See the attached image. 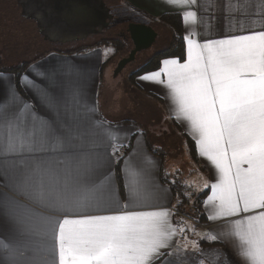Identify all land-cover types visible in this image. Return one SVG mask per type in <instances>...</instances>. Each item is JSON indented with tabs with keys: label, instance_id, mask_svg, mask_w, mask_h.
Wrapping results in <instances>:
<instances>
[{
	"label": "snow or ice",
	"instance_id": "obj_1",
	"mask_svg": "<svg viewBox=\"0 0 264 264\" xmlns=\"http://www.w3.org/2000/svg\"><path fill=\"white\" fill-rule=\"evenodd\" d=\"M163 2L177 9L200 7L199 0ZM230 4L224 5L225 35L208 32L204 42L194 38L198 12L183 11L186 28L193 26L183 37L185 62L165 59L139 79L167 90L175 118L187 123L199 155L218 173L205 207L209 221L225 224L219 236L201 238H227L240 264H264V24L248 28L247 11L238 6L237 21ZM208 8L219 5L210 0ZM258 15L264 18V10ZM28 71L54 84L58 69L50 77L35 65ZM0 79L8 81L0 103V178L44 210L0 194V222L6 226L0 264H171L165 257L180 253L173 240L185 229L173 225L174 213L164 207L168 190L133 159L141 155V130L96 119L95 105L82 103L78 88L54 95L22 74L20 86L33 90L47 109L41 115L9 77L0 73ZM133 137L136 145L125 157ZM122 159L123 203L114 167ZM192 247L199 245L193 241ZM215 255L234 264L226 253Z\"/></svg>",
	"mask_w": 264,
	"mask_h": 264
},
{
	"label": "crops",
	"instance_id": "obj_2",
	"mask_svg": "<svg viewBox=\"0 0 264 264\" xmlns=\"http://www.w3.org/2000/svg\"><path fill=\"white\" fill-rule=\"evenodd\" d=\"M125 7L129 8L132 12L138 15L139 18L143 21L142 23L148 25L151 28L153 26L165 27L161 24L155 23L153 21L157 20L159 17L169 14H179L182 18V12L185 10H195L199 14L198 24L195 27L199 35L195 36V39H198L200 42H204L208 38L207 33L211 32L216 38H220L225 35V9L224 5L226 0H215L216 4L219 5V8H212L209 10L208 4L210 0H199L200 7L190 8V9H177L174 7H169L166 5L163 0H118ZM245 9L248 13L247 16L243 17V21L248 28L255 27L256 30L260 29L261 24H264V18L258 15L262 10H264V0H231L229 7V12L231 15L236 17L237 21L241 19V12L237 11V7ZM214 13L215 19H210V14ZM255 21V24H254ZM183 31L182 37L188 34L189 29L193 26L189 25V28H186L185 23L182 18ZM211 25V27H206ZM240 24L237 22L234 25L235 29H238ZM167 30V27H165ZM156 32L155 27L153 28ZM38 30V29H37ZM157 33V32H156ZM232 34V33H228ZM97 35H89L86 38H81L76 36L74 39H58L53 38L52 40H46L42 36L43 43L48 46L41 52V55H44L42 58L31 62L30 65H35V67L41 71L45 72L46 77L52 76L51 69H58L53 80V84L49 79H41L35 75L33 72H29L28 69L30 65L25 69L23 74H28L29 78L34 80L37 84L41 85L45 90L54 95H60L62 90L71 91L74 88H78L81 92V101L88 105H95L97 112L95 115L96 119H103L107 122H110L112 125H118L121 129H133L138 128L142 132L141 138V155L139 157H134V161L143 167L149 168L152 172V179L154 183L158 184L161 188L167 189V197L164 201V207L171 209L174 213L172 216V223L174 226L179 229L180 227L175 223L174 217L178 215V211L174 206V197L173 192L167 183L163 180H167L168 183L175 182L171 170L167 169L164 165V160L158 155L153 154L148 147V144L155 150L163 149L168 153L177 152V148L183 147L185 154H188L186 142L178 135L171 127V123L176 124L183 134L188 136L195 145L197 162L194 163L195 171L194 176L198 179L201 185V192L208 191L205 199L202 204V211L206 217V221L203 224L196 225L192 221H189V224L199 227L205 234H215L219 236L220 231L223 229L225 224L224 221H209L207 219L208 209L205 207V201L208 196H211V184L217 182L218 173L215 168L207 161L206 158H203L199 155L195 140L190 135V130L188 125L184 121H177L173 114V106L171 105L170 99L167 98V90L161 85H156L152 83H147L142 81L137 77L135 79L136 86L145 94H151L156 96L160 102L163 104L164 110L158 108V106L152 100L145 97L143 94L138 93L133 90L127 83V76L121 79L119 85L116 84L118 81L117 76H114V71H112V82L109 87L106 78V73L108 67L107 56L105 55L104 48L106 47H95L90 48L86 52H78L79 49L83 47H92V45H86L90 40ZM172 36V35H171ZM169 36V37H171ZM158 38V33H157ZM157 41V39H156ZM172 38L169 39L171 44ZM73 43L75 46L71 49H62L57 48L56 46ZM169 44V46H170ZM184 44V40H183ZM154 46V45H153ZM153 46L149 49L152 50ZM168 46V48H169ZM185 48V44H184ZM83 50V49H82ZM146 50V51H149ZM164 51V50H163ZM145 52V51H143ZM142 53V52H141ZM139 53V54H141ZM157 54L153 53L148 56L150 58L152 55ZM39 56V57H40ZM138 56V54H137ZM38 57V58H39ZM166 59H177V58H166ZM165 60V59H163ZM178 60V59H177ZM186 60V52L184 50V59L180 61L184 63ZM111 64H109L110 66ZM161 63L159 65V68ZM158 68V69H159ZM156 71V70H155ZM4 76L10 78L11 82L15 84L14 76L11 73H2ZM144 75V74H143ZM142 76V75H141ZM105 82V87H104ZM8 81L0 79V103L6 99L5 88ZM124 84V85H123ZM121 85L123 86L121 89ZM106 88V90L104 89ZM23 94L21 97L31 104L34 105L35 110L41 115H47V109L42 106L39 99L37 98L36 93L29 89L25 91L21 87ZM125 121H129L130 124H124ZM136 145V137H133L132 148ZM131 148V149H132ZM162 152V151H161ZM129 152L125 157H127ZM145 157L147 159H145ZM164 158V157H163ZM150 161V162H149ZM173 163H180V161L174 160ZM124 165L122 161L121 168ZM115 167V166H114ZM120 168V170H121ZM121 174V171H120ZM115 182L118 186L116 175ZM205 183L208 184V187H204ZM121 184L122 190L119 189V196L121 202L127 200V195L124 188V177L121 174ZM199 192V193H201ZM0 194H7L12 196L14 199L19 200L21 203L34 207L36 211L43 212L44 210L32 205L29 200H27L22 195H16L11 192L7 187L4 186L3 178H0ZM146 210H155V209H146ZM44 214H49L44 212ZM5 225L0 222V233L5 229ZM191 228V227H189ZM186 229V231L189 230ZM189 232V231H188ZM195 233H179L173 240V245L179 244L181 246V251L179 254L173 253L172 256L165 257V259L170 260L171 264H180L182 261L183 264H190V257L196 254L198 249H193L192 247V235ZM227 238H220L215 242H211L205 238L201 242L200 247L203 249H209L220 253H226L228 260L233 261L234 264H240V261L237 259L234 249L230 243L226 242ZM187 243V248H184V245ZM201 248V249H202ZM179 256V260L177 259ZM157 264H161L160 261H157ZM215 264H228L227 260L221 256L217 258Z\"/></svg>",
	"mask_w": 264,
	"mask_h": 264
},
{
	"label": "rangeland",
	"instance_id": "obj_3",
	"mask_svg": "<svg viewBox=\"0 0 264 264\" xmlns=\"http://www.w3.org/2000/svg\"><path fill=\"white\" fill-rule=\"evenodd\" d=\"M104 5L112 16V20L108 23V28L104 30L101 34H98L86 45L96 44L102 40H113L116 41L122 47V52H118L114 47L109 46L104 48L105 55L107 56V87L111 85L112 82V71L115 70L118 62L126 57L132 50L133 46L130 39L125 40L120 36L122 33H127V28L130 24L142 23L141 18L138 17L129 8L125 7L118 0H102ZM22 11L20 6L15 0H0V68L13 66L15 63H24L33 60L36 56L40 55L41 52L46 49V46L42 41V35L37 30V26L34 21L28 20L22 16ZM155 27L158 33L157 41L155 42L153 49L141 53L136 56L134 62L126 66V68L117 75L118 81L117 85L121 82V79L128 76V74L135 69L138 65L143 63L146 59L153 53H159L163 50L168 49L169 39L172 38L171 35L175 33L168 27L167 30L164 27ZM171 36V37H169ZM58 40L59 37H54ZM75 46L73 43L64 44L56 46L62 49H71ZM161 60L159 62H162ZM109 64H111L109 66ZM159 68V67H158ZM141 76V75H140ZM139 77V76H138ZM137 78V77H136ZM104 82V87H105ZM124 85V84H123ZM121 85V89H122ZM106 90V88H104ZM184 147V144H183ZM183 147L177 148V152L168 153L163 149H157L162 151L164 154V165L167 169L171 170L173 178L176 183L187 186L192 195H197L201 192V185L198 179L194 176L195 166L193 159L187 154H185ZM174 160L180 161V163H173ZM187 221V220H186ZM188 222V221H187ZM190 225V224H189ZM191 227V228H189ZM189 232L185 230L186 233H195L192 242L195 241L198 245V251H196L195 257H190V264H198L200 259H204V264H215L216 255L215 252L209 249H203L200 247L203 240L202 230L196 227L194 224L188 226ZM202 248V249H201ZM201 253H208V256H202ZM217 253V252H216Z\"/></svg>",
	"mask_w": 264,
	"mask_h": 264
},
{
	"label": "trees",
	"instance_id": "obj_4",
	"mask_svg": "<svg viewBox=\"0 0 264 264\" xmlns=\"http://www.w3.org/2000/svg\"><path fill=\"white\" fill-rule=\"evenodd\" d=\"M153 22L161 24L167 28L169 27L175 33V35H172V41L168 49L152 55L146 61L141 63V65L135 67V69L128 74L127 83L133 90L137 91L140 94H143L145 97L155 102L158 108L161 109V111L163 112L165 110L160 100L154 95L143 93L136 86L135 79L140 75L157 70L159 67V62L163 59L177 58L180 61L184 59L185 48L182 37L183 23H182V18L179 14L164 15L159 17L157 20ZM109 46L114 47L118 52H122V47H124V45L120 46L116 41L107 39L94 44L92 47H86V48L83 47L79 49L78 52L80 53L86 52L90 48H95V47L99 48V47H109ZM40 55L36 56L33 60L28 62L15 63L13 66L0 68V73H11L14 76L17 91L21 95L23 94V92L19 84L18 77L23 74V72L31 64V62H34L45 56V54L42 56ZM124 124H130V123L129 121H125ZM171 127L186 142L188 155L193 159L194 163H196L197 155H196L194 142L188 136L183 134L176 124L171 123ZM132 142H133V138L129 143L128 148L124 150V156H126L127 153L131 150ZM148 147L153 154L158 155L163 159L164 157L163 152L155 151L150 146V144H148ZM122 161L123 159L118 164L115 165V175L120 190H122L121 174H120ZM163 182L170 185L172 189L173 197H174V206L178 211V215L174 217V221L179 227H183L185 230L188 229V226L190 225L189 222H187L186 220L192 221L196 225L203 224L206 221V217L202 211V204L208 191H203L201 193H198L197 195H192L190 193L189 188L185 185L183 186L182 184H178L176 182L168 183L167 180L165 179L163 180Z\"/></svg>",
	"mask_w": 264,
	"mask_h": 264
},
{
	"label": "water",
	"instance_id": "obj_5",
	"mask_svg": "<svg viewBox=\"0 0 264 264\" xmlns=\"http://www.w3.org/2000/svg\"><path fill=\"white\" fill-rule=\"evenodd\" d=\"M15 1L21 8L22 16L34 21L40 34L46 40H52L54 37L74 39L75 36L86 38L89 35H98L108 28V23L112 20L102 0H96L99 2V8L96 10L77 4L72 12L59 15L55 11V0ZM127 31L133 48L118 62L114 76L134 62L137 54L149 50L157 39V33L148 25L130 24Z\"/></svg>",
	"mask_w": 264,
	"mask_h": 264
},
{
	"label": "flooded vegetation",
	"instance_id": "obj_6",
	"mask_svg": "<svg viewBox=\"0 0 264 264\" xmlns=\"http://www.w3.org/2000/svg\"><path fill=\"white\" fill-rule=\"evenodd\" d=\"M77 4H82L86 7L88 6L92 9H95V10L99 8L98 7L99 2H97L96 0H55V11L58 15L61 13L66 14L67 12L69 13V11L72 12L75 9V6ZM72 5H74V6H72ZM38 32H39V30H38ZM84 33H85V31H84ZM120 36L122 37V39H125V40L130 39L128 31H127V33H122ZM94 37H96V36H94ZM146 52H148V51H145L142 53H146Z\"/></svg>",
	"mask_w": 264,
	"mask_h": 264
}]
</instances>
